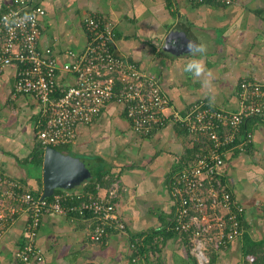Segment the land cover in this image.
I'll return each instance as SVG.
<instances>
[{"label": "crops", "instance_id": "crops-1", "mask_svg": "<svg viewBox=\"0 0 264 264\" xmlns=\"http://www.w3.org/2000/svg\"><path fill=\"white\" fill-rule=\"evenodd\" d=\"M28 1L45 9L39 46L50 48L59 64L70 60L67 51L84 48L88 14L111 26L118 54L157 80L168 99L166 115L183 113L201 98L234 111L241 79L264 83V0H235L228 6L216 0ZM13 2L0 0V12ZM182 32L189 33L187 42ZM168 40L173 45L167 47ZM189 40L207 44L202 59L215 78L211 93L183 71ZM14 77V65L0 70V172L43 194L42 166L27 162L37 146L39 105L32 95L11 96ZM64 78L59 74L58 82ZM247 127L252 133L247 150L228 155L224 165L225 181L244 207V231L229 247L210 250L209 264L264 263V122ZM69 147L70 154L90 162L89 177L100 172L110 183L96 184L94 193L87 189V179L58 189L100 197L114 189L110 200L125 230L110 228L95 242L87 211L48 213L41 217L35 242L42 261L26 264H198L185 236L166 230L173 215L170 175L189 161L196 141L171 121L148 137L140 136L132 131L122 105L111 101L93 122L77 128ZM25 223L21 216L5 233L0 264L13 263Z\"/></svg>", "mask_w": 264, "mask_h": 264}, {"label": "built area", "instance_id": "built-area-1", "mask_svg": "<svg viewBox=\"0 0 264 264\" xmlns=\"http://www.w3.org/2000/svg\"><path fill=\"white\" fill-rule=\"evenodd\" d=\"M216 1L228 6L235 0ZM26 14L30 20L24 19ZM44 16L45 9L28 0H14L0 12V70L15 66L11 96L28 94L37 100V146L44 150L73 144L77 128L93 122L111 101L122 105L132 131L140 136H150L169 121L178 125L198 148L170 175L173 215L168 228L185 236L198 264H209L210 250L229 247L244 231V207L225 181L224 165L228 155L244 153L249 146L252 133L243 123L251 117L264 121V83L241 79L234 111L201 98L183 113L166 115L168 99L157 80L118 54L111 26L88 14L83 20L84 48L67 51L70 60L59 64L50 48L39 46ZM61 73L63 83L58 82ZM114 194V189L104 197L58 189L43 196L0 172V242L19 217L26 219L12 264L42 261L35 242L41 217L48 213L87 211L95 242L110 228L124 231L125 223L110 200Z\"/></svg>", "mask_w": 264, "mask_h": 264}, {"label": "water", "instance_id": "water-1", "mask_svg": "<svg viewBox=\"0 0 264 264\" xmlns=\"http://www.w3.org/2000/svg\"><path fill=\"white\" fill-rule=\"evenodd\" d=\"M189 37V33L182 32L181 39H184V42H187ZM165 45L168 47L173 44L168 40ZM90 174L91 164L87 159L61 152L55 147L44 148L42 158L43 196H50L58 188L77 186Z\"/></svg>", "mask_w": 264, "mask_h": 264}, {"label": "clouds", "instance_id": "clouds-1", "mask_svg": "<svg viewBox=\"0 0 264 264\" xmlns=\"http://www.w3.org/2000/svg\"><path fill=\"white\" fill-rule=\"evenodd\" d=\"M25 20H30L31 16L26 14ZM189 53V58L183 66L185 73L191 74L194 78L199 80L202 88L207 89L211 93L214 88V75L210 69L207 68L203 62L202 57L207 52V44L204 42H194L189 40L186 45ZM212 102L210 98V103Z\"/></svg>", "mask_w": 264, "mask_h": 264}, {"label": "trees", "instance_id": "trees-1", "mask_svg": "<svg viewBox=\"0 0 264 264\" xmlns=\"http://www.w3.org/2000/svg\"><path fill=\"white\" fill-rule=\"evenodd\" d=\"M255 121H263L262 118H248L245 123H243L242 127L245 128L246 130H248L247 126H248V123L250 122H255ZM56 149H58L59 151L61 152H64V153H70L69 152V145L68 144H65V145H59V146H55ZM42 158H43V148L39 147V146H36L34 148V151L31 153V155L29 156V158L27 159V162L28 163H31L33 166L37 167V168H40L42 166ZM86 182V187L87 189L90 191V192H95V185L96 184H99V185H109V181L102 178V174L99 172V174L95 175V176H91V177H88L87 180L85 181ZM56 190V189H55ZM54 190V192H55ZM33 192V191H31ZM35 194H39L38 192H33ZM169 225L166 226V230L168 232H171V233H174L173 230L169 229L168 228ZM186 239V238H185ZM250 249L248 250V253H249ZM247 252V251H246ZM264 264V263H263Z\"/></svg>", "mask_w": 264, "mask_h": 264}]
</instances>
